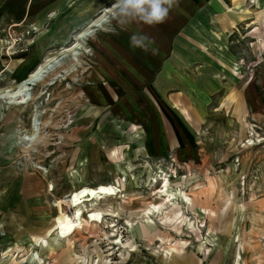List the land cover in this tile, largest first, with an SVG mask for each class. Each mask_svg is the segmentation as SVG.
Returning a JSON list of instances; mask_svg holds the SVG:
<instances>
[{"label":"rangeland","instance_id":"1","mask_svg":"<svg viewBox=\"0 0 264 264\" xmlns=\"http://www.w3.org/2000/svg\"><path fill=\"white\" fill-rule=\"evenodd\" d=\"M91 1L21 31L1 16L0 90L26 55L74 45ZM182 1L191 14L144 76H127L132 61L123 78L101 75L127 22L111 13L75 49L74 73L34 86L41 112L0 103V264H264V0ZM93 85L107 102L91 101ZM38 115L47 140L27 151Z\"/></svg>","mask_w":264,"mask_h":264},{"label":"crops","instance_id":"2","mask_svg":"<svg viewBox=\"0 0 264 264\" xmlns=\"http://www.w3.org/2000/svg\"><path fill=\"white\" fill-rule=\"evenodd\" d=\"M69 1L70 0H0V17L3 16V20L10 17V20L15 23L16 26H18V31L23 30L25 26L30 24L33 26L37 25L42 27V25L47 20L51 19V14L60 13L63 10L66 11L68 9ZM106 1L107 0H92L91 3H85L79 9V16L74 21V24H90L92 20L88 23L86 22L89 20V18H91L95 10L100 8L98 11L100 12L101 9L108 8L107 6H102V4H104ZM184 4V1L179 0V3L171 9L169 16L164 23L147 25L150 30L147 34H149L148 36L154 41L152 45H155L154 48L158 49V54L155 56L151 55V57L142 58L140 56V54H142L141 49H136V51L129 49V35L132 32L127 31V29H130L131 27L135 29L136 26L140 28V19L136 18L127 20L126 24L123 25L125 29L122 30L121 34L114 36L113 39H111L112 43L116 44L118 49L113 51V53L110 51L109 53H105L107 62L106 65H103L99 68L101 75L106 77H118V79L119 77L123 78L126 76V73H128L126 72L128 69L126 66V61L135 62L139 66V68L137 67L136 69L135 67L129 68L130 74H127V76H144V74L141 72L142 70H144L145 73H148L150 71L148 66L149 64H142V61L157 60L162 55L161 52L163 51V48L161 45L165 42L164 38L167 39L169 34H171L172 31L178 27V22L189 16L192 12L191 9H187ZM140 29L142 30V28ZM140 29L138 30V33H141ZM100 47L105 48L104 45ZM126 54L128 58L125 57ZM39 59L40 53L38 51L33 52L32 55H26L24 62L17 68V71L15 72V78L21 80L26 78L40 64ZM87 91L91 97H95V100H91L92 102L96 104H104L107 102V95L103 92V90H98V88H96L94 85L90 86ZM0 159L2 160V158ZM2 187H4V184Z\"/></svg>","mask_w":264,"mask_h":264},{"label":"bare ground","instance_id":"3","mask_svg":"<svg viewBox=\"0 0 264 264\" xmlns=\"http://www.w3.org/2000/svg\"><path fill=\"white\" fill-rule=\"evenodd\" d=\"M111 7L105 8L104 13L100 17H98L95 21H93L91 24H89L88 27H86L85 29H83L82 31L77 33V35H76L77 41L75 42L74 45L72 44L71 47L70 46L65 47L62 50H60L56 55L45 58V60H43L35 68V70H33L26 78H24L20 82L16 83V86L14 88H8V89L0 90V103L5 102L7 104L15 105V106H24V105L28 106L29 104H31V105L35 106L36 111L38 112L40 104L36 103V101L39 100L41 98V95H43V94L34 95V93H32L34 86H36L37 84H43V86H45V88H46V87L53 85V83H49V82L54 81V80H58V78L63 76V75L59 74L58 69H62L61 72H63L64 75H66V76L70 75L76 71L75 68H76V66L78 67V65H79L78 55L80 53L79 52L76 53L75 49L80 50V51L86 50V48L83 45V42L85 40H87L93 34L94 28L99 26V23H101L102 21L105 20L106 17H108L107 16L108 14H111V12L107 11ZM68 51L73 52L72 56H73L74 62H71L69 65L66 66L63 59H64V56L66 55L65 52H68ZM39 112H41V111H39ZM39 116L40 115H38V117ZM37 121L38 122L40 121V117H39V119H37ZM47 127H50L49 122H46V123L39 122V123H35L34 125H32L31 135L30 136L28 135L29 138H27L28 136L25 137V139L23 138L27 144L26 146H24L27 149V151H32V152H38L39 151V145L42 143L44 144L47 140L46 136L42 137L40 134L42 133V130H44V128H47ZM17 136H18V133H17ZM18 143L20 144L21 142H19V140H18ZM47 143H49V141H47ZM24 145H25V143H24ZM39 168H41V167L39 166ZM44 173H46V172H44ZM165 186H166V184H165ZM174 195L175 194L173 192L167 193L168 201L170 200L169 198L173 197ZM96 196H97V198H101V196L98 193H96ZM183 196L185 197L186 201L189 200V197L186 193H183ZM159 208L160 207H158L156 205L153 206V209H159ZM151 211H152V209L149 208V210L146 212L147 218L149 217L148 214H150ZM76 214L75 215L77 216L78 219H81L85 223H88V220L86 218H83V213H82L81 207H79L77 209ZM131 228L133 229V227H131ZM118 243H120V241H118ZM37 259H38V254H37ZM39 260L41 261L40 258H39ZM238 264H240V262Z\"/></svg>","mask_w":264,"mask_h":264},{"label":"clouds","instance_id":"4","mask_svg":"<svg viewBox=\"0 0 264 264\" xmlns=\"http://www.w3.org/2000/svg\"><path fill=\"white\" fill-rule=\"evenodd\" d=\"M178 3L179 0H115L107 11L122 21L138 18L148 25H156L164 23ZM129 43L133 49L140 48L153 56L158 54V49L151 46L154 41L147 34H132Z\"/></svg>","mask_w":264,"mask_h":264},{"label":"built area","instance_id":"5","mask_svg":"<svg viewBox=\"0 0 264 264\" xmlns=\"http://www.w3.org/2000/svg\"><path fill=\"white\" fill-rule=\"evenodd\" d=\"M18 39H19V38H17V39H16V37H15V38H13V42H14V41H16V40H18Z\"/></svg>","mask_w":264,"mask_h":264}]
</instances>
